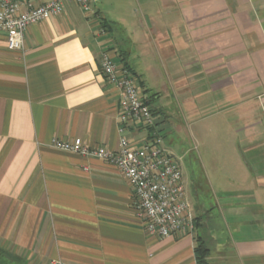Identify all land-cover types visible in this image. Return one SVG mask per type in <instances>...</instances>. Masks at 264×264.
<instances>
[{"label": "crops", "instance_id": "crops-1", "mask_svg": "<svg viewBox=\"0 0 264 264\" xmlns=\"http://www.w3.org/2000/svg\"><path fill=\"white\" fill-rule=\"evenodd\" d=\"M103 53L162 125L167 95L185 122L241 136L234 160L206 159L184 184L191 231L147 234L115 165L51 146L115 151L121 135L135 146L158 136L139 121L119 131ZM196 241L207 264H264V0H99L92 14L66 0L26 28L22 50L0 31V264H197Z\"/></svg>", "mask_w": 264, "mask_h": 264}, {"label": "built area", "instance_id": "built-area-1", "mask_svg": "<svg viewBox=\"0 0 264 264\" xmlns=\"http://www.w3.org/2000/svg\"><path fill=\"white\" fill-rule=\"evenodd\" d=\"M66 0H0V31L5 34L10 50L23 49L26 28L64 11ZM85 14L95 12L99 0H71ZM100 66L106 80L118 91L119 131L130 121H139L144 127H152L153 116L147 102L140 94L135 77L119 66L105 53ZM51 146L57 150L92 156L106 160L117 168L132 188L135 205L147 234L167 237L183 231H191L193 215L186 198L182 170L174 156L152 135L140 146L131 144L128 138L119 137L115 151L103 147L88 148L80 138L53 139ZM50 264H65L52 260Z\"/></svg>", "mask_w": 264, "mask_h": 264}, {"label": "rangeland", "instance_id": "rangeland-1", "mask_svg": "<svg viewBox=\"0 0 264 264\" xmlns=\"http://www.w3.org/2000/svg\"><path fill=\"white\" fill-rule=\"evenodd\" d=\"M165 107L171 111V125L160 130L153 126L158 137L161 138L162 146L169 151L180 164L185 186L188 185L189 177H203L208 167L205 160L217 158L218 160L235 159L236 153L227 150L228 145L242 143L238 134L232 135L226 133V124L220 125L212 121V118L202 120L197 125H191L183 119L176 104L170 100L167 95L164 97ZM238 139V142H237ZM227 146V148H226ZM208 148V150H207ZM215 148V150H211ZM226 148V150H224ZM245 156L247 152H244ZM247 159H249L246 156ZM228 170V168H224ZM188 190V188H186ZM187 198L190 204L196 203L194 195L187 191ZM201 196V195H200ZM208 201V200H207Z\"/></svg>", "mask_w": 264, "mask_h": 264}, {"label": "trees", "instance_id": "trees-1", "mask_svg": "<svg viewBox=\"0 0 264 264\" xmlns=\"http://www.w3.org/2000/svg\"><path fill=\"white\" fill-rule=\"evenodd\" d=\"M154 126V125H153ZM152 126V128H153ZM196 245L194 248V253H195V258L197 264H207L206 263V254H207V249L203 246V244L199 241H196Z\"/></svg>", "mask_w": 264, "mask_h": 264}, {"label": "water", "instance_id": "water-1", "mask_svg": "<svg viewBox=\"0 0 264 264\" xmlns=\"http://www.w3.org/2000/svg\"><path fill=\"white\" fill-rule=\"evenodd\" d=\"M162 121H163V117H162V116H159V117H157V118H155V119L153 120V123H154L155 126H157V129H158V130H160V129H162V128H164V127L167 126V124L162 125V124H161Z\"/></svg>", "mask_w": 264, "mask_h": 264}]
</instances>
